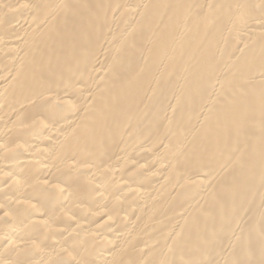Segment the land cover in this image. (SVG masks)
Listing matches in <instances>:
<instances>
[{
	"label": "bare ground",
	"instance_id": "obj_1",
	"mask_svg": "<svg viewBox=\"0 0 264 264\" xmlns=\"http://www.w3.org/2000/svg\"><path fill=\"white\" fill-rule=\"evenodd\" d=\"M0 264H264V0H0Z\"/></svg>",
	"mask_w": 264,
	"mask_h": 264
}]
</instances>
